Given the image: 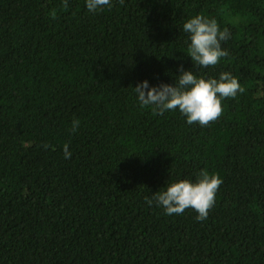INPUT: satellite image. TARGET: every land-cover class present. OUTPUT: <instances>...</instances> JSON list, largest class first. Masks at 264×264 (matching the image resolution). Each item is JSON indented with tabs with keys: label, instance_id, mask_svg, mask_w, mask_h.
<instances>
[{
	"label": "trees",
	"instance_id": "16d2710c",
	"mask_svg": "<svg viewBox=\"0 0 264 264\" xmlns=\"http://www.w3.org/2000/svg\"><path fill=\"white\" fill-rule=\"evenodd\" d=\"M63 3L0 0V264H264V0ZM197 15L230 33L215 67L186 54ZM181 64L245 91L206 127L153 115L133 87ZM201 170L223 180L206 220L146 203Z\"/></svg>",
	"mask_w": 264,
	"mask_h": 264
},
{
	"label": "clouds",
	"instance_id": "9594fccd",
	"mask_svg": "<svg viewBox=\"0 0 264 264\" xmlns=\"http://www.w3.org/2000/svg\"><path fill=\"white\" fill-rule=\"evenodd\" d=\"M123 2L120 0V3ZM63 7H68V0H64ZM86 7L89 12L95 13L111 7V0H86ZM182 28L189 34L190 44L186 54L195 67H215L221 58L229 55L221 44L230 38V33L226 29L221 30L215 19L197 15L187 20ZM179 71L180 75L174 84L162 83L150 87L145 80L133 87L139 104L142 107L151 106L153 115H163L178 109L189 125L198 123L206 127L222 116L223 99L235 98L238 93L245 91L238 79L229 72L221 73L218 79H205L197 77L191 70L185 71L182 64ZM79 125V120H73V134ZM63 153L65 159H71L68 145L64 146ZM222 183L219 174L201 170L195 182L183 179L167 184L164 190L156 192L151 198L145 197V201L149 206L155 202L169 216L182 215L191 208L198 213L196 220L204 221L215 204L216 193Z\"/></svg>",
	"mask_w": 264,
	"mask_h": 264
}]
</instances>
